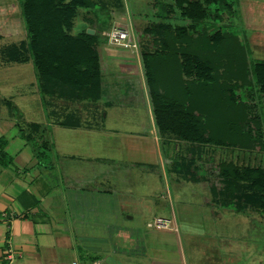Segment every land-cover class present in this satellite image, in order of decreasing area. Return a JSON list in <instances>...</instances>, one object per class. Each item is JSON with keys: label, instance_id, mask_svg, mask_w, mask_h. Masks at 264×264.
Returning a JSON list of instances; mask_svg holds the SVG:
<instances>
[{"label": "crops", "instance_id": "crops-1", "mask_svg": "<svg viewBox=\"0 0 264 264\" xmlns=\"http://www.w3.org/2000/svg\"><path fill=\"white\" fill-rule=\"evenodd\" d=\"M235 1L264 61V0ZM18 4L0 0V38L15 39L0 45V264L7 245L11 264H264V212L211 199L205 169L224 154L203 149L198 178L176 168L192 144L159 132L138 49L100 43L98 99L41 89L32 59L12 57L27 39ZM128 107L142 116L119 129L109 114ZM156 216L175 228L147 227Z\"/></svg>", "mask_w": 264, "mask_h": 264}, {"label": "trees", "instance_id": "trees-1", "mask_svg": "<svg viewBox=\"0 0 264 264\" xmlns=\"http://www.w3.org/2000/svg\"><path fill=\"white\" fill-rule=\"evenodd\" d=\"M18 1L27 39L24 49L11 50L12 57L28 55L32 59L41 89L76 99H98L101 71L97 46L102 32L110 28L102 26L111 19L109 7L97 0ZM235 3V0H152L144 9L148 22L141 33L150 37L149 43L155 50L141 51L142 67L160 133H169L170 137L198 147H227L243 152L258 140L260 150L264 149V61L251 58L242 37L227 31L212 32L223 14L230 18L239 14ZM81 8L89 13L88 24L73 33L74 20ZM142 43L139 40L140 49ZM205 51L210 52L206 57L201 54ZM199 81H203L202 88L199 90L196 85L193 90L192 84L195 86ZM175 84L181 92L177 97L181 95L195 102L206 92L205 102L215 97L221 111L238 116V121L247 130L252 129L256 139L239 130L235 132L232 126H227L221 135L204 128L201 119L184 126V121L175 120L179 117L178 108L177 116L165 121L161 110L174 106L167 93ZM161 87L163 93L159 91ZM252 110L254 115L249 119ZM183 154L176 168L188 169L198 178L203 170L201 155ZM208 166L205 170L215 179L210 188L215 203L264 212V164H246L225 156Z\"/></svg>", "mask_w": 264, "mask_h": 264}, {"label": "rangeland", "instance_id": "rangeland-1", "mask_svg": "<svg viewBox=\"0 0 264 264\" xmlns=\"http://www.w3.org/2000/svg\"><path fill=\"white\" fill-rule=\"evenodd\" d=\"M152 0H97L98 3H103L105 4L107 7H109V11L111 13V19L110 21H106L105 23H103L102 26H104L105 28L108 26H112L114 23H116V21H118L121 24L124 23H128L131 28L132 31L136 37L137 43H139V40H141L143 43L141 49H140V45L138 44V54H134V60L136 61V65L137 67H135V72L137 73L139 66L142 69V73H143V67H142V58H141V51H146L153 53V50H155L154 45L149 43L150 41V37L148 35H143L142 29L145 26V24H147L148 20L144 17L143 12L145 11L144 9L148 8V6L150 5ZM237 8H238V4L239 2L235 3ZM19 5V4H18ZM20 7V6H19ZM89 15V13L81 8L78 12L77 17L74 20V25H73V32H77L80 29H82V27H84V24L87 21V16ZM117 18V19H116ZM150 20V19H149ZM219 22H217L214 27V30L212 32H214L215 30L218 32H230L233 35H237L236 37H240L242 36V33L244 32L243 30V20L240 18V15L238 14L235 18H230V16H228V14H223V17L221 18V20H218ZM237 21V22H236ZM240 22V23H239ZM88 23H86L87 25ZM214 25V24H213ZM90 26V23H89ZM243 31V32H242ZM142 36V37H141ZM13 37H9V36H3L0 38V45L5 44L10 42L11 40H15L12 39ZM142 38V39H141ZM106 41V36L103 35V37H101V42H105ZM100 42V43H101ZM108 43V42H107ZM100 45V44H99ZM98 45V46H99ZM102 45V44H101ZM100 45V46H101ZM97 46V47H98ZM118 46V45H117ZM121 47V46H120ZM144 48V49H143ZM99 49H97L98 51ZM102 52V51H101ZM100 52V54H101ZM209 51H205L204 53L201 52V54L205 57L207 55H209ZM99 54V51H98ZM99 54V55H100ZM104 54V51H103ZM101 54L100 56L103 57L104 55ZM99 56V57H100ZM102 62V61H101ZM172 70V69H171ZM173 73H175L172 70ZM171 73V71L169 72ZM185 76V75H183ZM187 77V76H185ZM203 81H199L197 84L195 83L193 86L192 84V89L194 90L196 85L199 87V90L202 88ZM167 85V84H166ZM147 86V84H146ZM149 88L147 87V90ZM163 87H161L159 89L160 92L163 93ZM170 91L167 93L168 96V100L173 101L174 106L169 107V109L171 108V110H161V115L164 117L165 121L169 120V117H175L177 116V113L175 114L176 109H179V117L175 118V120L179 119L181 121H184L185 124H183L184 126L187 125V123L189 122V125H192L193 122L196 119H201L200 121H202L204 123V128L208 127L209 129H212L214 131H218L221 135H224V129L227 130V126H232L235 128V132L236 130H239L243 133H245L244 135H250V137H252V139H256L255 135L253 134L252 129L251 133L250 130H247L245 127H243L245 124L244 123H240L239 117H233L232 114L230 113H224L222 112V107H219L216 102H215V97L213 98H209L211 99L210 102H205V99H207L206 94H200L199 92L198 95L200 94V96L198 97L199 99H196L195 101H190L191 99H186V97H182L180 94L179 97H177L178 92L181 93L178 88L177 85L175 84L173 87L169 88ZM149 94V92H148ZM150 97V96H149ZM178 98V99H177ZM128 100V99H127ZM177 100V101H176ZM190 101V102H188ZM141 106V105H140ZM186 108V110H182V108ZM130 108V107H128ZM128 110V109H127ZM130 112L132 111L131 108L129 109ZM132 114H123L118 110H113V112H111L109 114V118L114 117L116 120L117 128L119 129H125L126 127L124 126V124L118 123V120L121 117H141L142 116V111H140L139 113L136 114L132 111ZM174 114V115H172ZM238 115V114H235ZM254 115V111H250L249 112V119H252ZM108 116V114H107ZM251 117V118H250ZM232 118V119H231ZM231 119V120H230ZM241 119V118H240ZM174 120V121H175ZM237 121L236 124H231V122ZM231 121V122H230ZM176 123V122H175ZM243 124V125H242ZM250 128H252V122L249 123ZM263 129V126L260 127V130ZM264 131V130H263ZM164 135L170 136L171 134L169 133H162ZM264 135V133H263ZM250 137L248 139H250ZM246 141H249V140ZM258 140H256V142H254L255 144H253L252 146H250L246 151L240 152L239 150H234V149H229V148H223V147H218V149L214 148V147H210V146H204V145H199L198 144H192V146H190V149H192V153H197L198 155H201V157L203 158V155H205L206 153L203 152V149H208L209 153H212L216 156L218 155V153H223V156L226 157H234L235 159H239L244 161L246 164H250V163H255V164H264V149H261V146L259 145L260 142H257ZM258 144V145H257ZM209 147V148H208ZM258 246L260 248V250L264 252V243H258Z\"/></svg>", "mask_w": 264, "mask_h": 264}, {"label": "built area", "instance_id": "built-area-1", "mask_svg": "<svg viewBox=\"0 0 264 264\" xmlns=\"http://www.w3.org/2000/svg\"><path fill=\"white\" fill-rule=\"evenodd\" d=\"M106 36L108 43L113 45H118L125 48H130L136 51L138 49V43L136 37L132 31L131 26L128 23L121 24L118 21L114 23L109 29L102 32ZM11 216V213H9ZM2 217H6V214L3 213ZM146 226L149 228L156 229H167L175 228L171 225V220L165 217L156 216L153 219L146 222ZM4 264H11L13 258V250L10 245H7L4 251ZM73 264H100L97 260L92 261H73Z\"/></svg>", "mask_w": 264, "mask_h": 264}]
</instances>
